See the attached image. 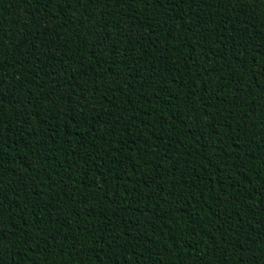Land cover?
Instances as JSON below:
<instances>
[{
    "label": "trees",
    "instance_id": "16d2710c",
    "mask_svg": "<svg viewBox=\"0 0 264 264\" xmlns=\"http://www.w3.org/2000/svg\"><path fill=\"white\" fill-rule=\"evenodd\" d=\"M0 264H264V0H0Z\"/></svg>",
    "mask_w": 264,
    "mask_h": 264
}]
</instances>
